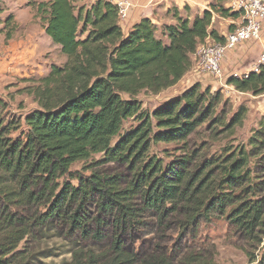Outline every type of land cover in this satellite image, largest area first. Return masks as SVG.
Segmentation results:
<instances>
[{
    "label": "trees",
    "instance_id": "1",
    "mask_svg": "<svg viewBox=\"0 0 264 264\" xmlns=\"http://www.w3.org/2000/svg\"><path fill=\"white\" fill-rule=\"evenodd\" d=\"M82 1L38 4L45 33L67 62L53 66L28 90L39 110L26 117L27 134L11 137L20 122L6 123L0 114V264H34L53 232L80 242L70 264H174L159 244L151 251L133 248L132 233L153 228L163 239L159 234L174 226L184 239L214 218H227L247 240L262 242L264 122L250 149L228 146L224 154L211 156L201 146L186 154L190 138L204 125L215 137L233 136L248 109L240 108L227 123L218 114L221 93L202 91L199 83L153 114L143 112L137 100L143 92L176 86L192 70L201 44L225 41L211 29L215 15L234 21L241 15L225 6L228 0H213L192 22L170 9L177 24L162 27L165 41L150 19L128 32L116 5L98 0L87 8ZM227 85L263 96L264 66L230 78ZM133 118L139 125L113 146ZM155 144L185 145L184 155L167 166L150 155ZM95 155L104 159L89 168L88 177L72 175L75 164ZM109 162L127 168L131 179L94 169ZM146 212L155 223L144 219Z\"/></svg>",
    "mask_w": 264,
    "mask_h": 264
},
{
    "label": "rangeland",
    "instance_id": "2",
    "mask_svg": "<svg viewBox=\"0 0 264 264\" xmlns=\"http://www.w3.org/2000/svg\"><path fill=\"white\" fill-rule=\"evenodd\" d=\"M47 1L49 0H0V114L6 123L9 121L20 122L21 128L12 134L13 138H20L23 132L27 134L25 119L32 112L39 110L34 95L30 94L28 90L35 86L42 77L47 76L53 66L61 67L67 62L61 48L54 44L45 33V24L37 15L38 4ZM97 1L84 0L80 2V5L89 8ZM213 2L215 3V1ZM225 6L227 7V3ZM9 17L12 19L8 22ZM157 26L159 27L158 24ZM232 27L235 28V26ZM162 29L157 28V36L166 41ZM8 34L12 35L10 39ZM79 37L85 39L87 35L80 34ZM21 51H24L26 63L17 65L14 63V59L12 60L14 64L10 63L7 57ZM3 68H6V71ZM197 82L202 85V91L210 88L212 94L221 93L222 100L218 107V114H222L227 123L242 107L247 108L248 113L243 126L238 127L233 136L220 134L215 137L207 130L209 126L204 125L192 139L190 138L188 146L183 152L187 154L194 148L204 146L205 152L209 151L211 156H220L224 154L225 148L228 146L234 148L244 146L250 149L251 138L264 122V95L255 97L251 94L239 93L231 86L219 84L217 79L206 77L194 69L176 86L159 94L143 92L137 96V100L141 102L143 112L153 114L164 103L181 95L188 87L192 86L191 83L198 84ZM138 125L139 121L136 118L126 121L120 136L114 139L113 146L121 136ZM218 133H221V129H218ZM184 146L155 144L151 148L150 155H156L164 161L165 165L169 166L184 155L180 150ZM103 159V155H95L87 162L75 164L71 169L72 175L88 177L91 174L89 168ZM94 169L110 174H119L125 181L131 179L127 168L116 163L100 164ZM259 177L264 181V173ZM74 184L77 183L74 182ZM144 217L148 223H155V218L149 213L146 212ZM170 228L172 229L166 233L159 234L163 235V239H157L156 231L153 228L132 233L128 244H132L133 248L140 251H151L153 245L159 244V247L167 250L166 256L172 259L174 264H264L262 258L264 236L262 242L252 243L238 232L227 218H214L211 223L202 222L196 234L193 233L184 239L180 237L179 231L174 226ZM79 243L73 239L66 240L59 233L53 232L41 245L42 256L34 264H70L72 252L80 245ZM24 245L22 244L20 249H23Z\"/></svg>",
    "mask_w": 264,
    "mask_h": 264
},
{
    "label": "crops",
    "instance_id": "3",
    "mask_svg": "<svg viewBox=\"0 0 264 264\" xmlns=\"http://www.w3.org/2000/svg\"><path fill=\"white\" fill-rule=\"evenodd\" d=\"M113 3L116 0H107ZM131 8L128 10V17L122 22L123 29L128 32L140 22L142 19H150L158 28L163 26H172L177 24V19L174 13H169L170 9H178L180 17L189 19L191 22L197 17L202 16L205 11H208L213 3V0H129ZM188 10L185 11V8ZM238 20L223 19L219 16H214L211 29L219 33L220 36L225 37L230 31L236 29ZM230 26V28H227ZM232 26H235L232 27ZM11 46V45H10ZM264 53V27L262 31L261 40L255 43H244L236 49L230 51L223 62V77L218 80L219 84H226L232 77H244L252 72H255L259 67L261 55ZM20 55V56H19ZM17 56V57H16ZM19 56V57H18ZM12 64L26 63L24 59V51L15 52V54L7 57ZM14 59V63L13 60ZM194 66L192 70L196 69L195 57H193ZM3 63V62H2ZM6 71V68H3ZM192 70L189 72L192 73ZM188 73V75H189ZM186 76L182 79L184 80ZM196 78V77H194ZM195 80V79H193ZM192 82V81H191ZM196 82V81H195ZM199 82V81H198ZM197 82V83H198ZM195 85V83H191ZM190 86V87H192ZM188 87L187 89H189ZM232 89H234L232 87ZM236 91V90H235Z\"/></svg>",
    "mask_w": 264,
    "mask_h": 264
},
{
    "label": "built area",
    "instance_id": "4",
    "mask_svg": "<svg viewBox=\"0 0 264 264\" xmlns=\"http://www.w3.org/2000/svg\"><path fill=\"white\" fill-rule=\"evenodd\" d=\"M112 4L118 7L122 23L128 17L131 3L129 0H116ZM227 8L241 15L236 29L224 37V42L207 40L195 54L196 69L202 75L217 80L223 77V62L227 53L241 44L260 41L264 27V0H228ZM260 66H264V53L260 58Z\"/></svg>",
    "mask_w": 264,
    "mask_h": 264
}]
</instances>
